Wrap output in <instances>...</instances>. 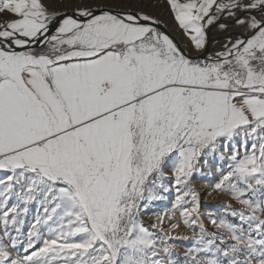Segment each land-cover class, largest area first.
Returning <instances> with one entry per match:
<instances>
[{"label":"snow or ice","instance_id":"snow-or-ice-1","mask_svg":"<svg viewBox=\"0 0 264 264\" xmlns=\"http://www.w3.org/2000/svg\"><path fill=\"white\" fill-rule=\"evenodd\" d=\"M0 264H264V0H0Z\"/></svg>","mask_w":264,"mask_h":264},{"label":"rangeland","instance_id":"rangeland-1","mask_svg":"<svg viewBox=\"0 0 264 264\" xmlns=\"http://www.w3.org/2000/svg\"><path fill=\"white\" fill-rule=\"evenodd\" d=\"M173 35H175L174 33H173ZM202 182H205V183H208V180L209 179H212V178H210V177H205V178H199ZM223 198L221 197V198H217L216 200H213V201H211V202H209V200H208V202L207 203H204V205L206 206V207H208V206H210V207H216V206H218L219 204H220V202H221V200H222Z\"/></svg>","mask_w":264,"mask_h":264},{"label":"bare ground","instance_id":"bare-ground-1","mask_svg":"<svg viewBox=\"0 0 264 264\" xmlns=\"http://www.w3.org/2000/svg\"><path fill=\"white\" fill-rule=\"evenodd\" d=\"M197 183H198V186L201 187V188H206L207 187V183L202 182L199 178L197 180ZM202 195H203V193H202ZM211 201H213V200H209V202H211ZM207 202H208V199L202 200V204L207 203Z\"/></svg>","mask_w":264,"mask_h":264}]
</instances>
